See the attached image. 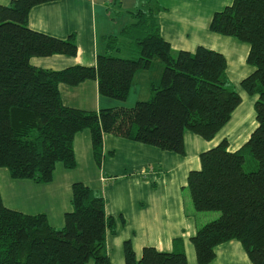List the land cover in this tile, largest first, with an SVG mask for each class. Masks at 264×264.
Listing matches in <instances>:
<instances>
[{
    "label": "trees",
    "instance_id": "trees-1",
    "mask_svg": "<svg viewBox=\"0 0 264 264\" xmlns=\"http://www.w3.org/2000/svg\"><path fill=\"white\" fill-rule=\"evenodd\" d=\"M54 0H10L0 5V167L13 179L37 183L53 178L57 163L76 166L74 136L88 129L94 160L101 163L103 135L185 154L184 132L211 140L230 120L241 96L226 75V58L199 45L174 52L160 31L162 7L130 11L131 21L117 34L102 37L104 51L94 65L75 64L58 70L37 67L32 57L74 56V33L59 38L28 26L32 7ZM209 30L249 45L246 62L252 71L240 81L255 96L256 125L248 139L230 150L227 139L199 154L200 165L189 170L187 187L194 211H217L190 237L198 264L215 257L217 245L238 241L252 264H264V0H232L215 11ZM163 63L150 96L132 106L87 110L65 105L59 85L97 81L102 96L124 101L134 74L154 60ZM257 169L246 171L247 155ZM72 209L61 227L45 213H24L7 207L0 194V264H114L105 249V198L81 181L71 187ZM177 248V247H176ZM124 264H188L183 248L145 246L139 258L127 241Z\"/></svg>",
    "mask_w": 264,
    "mask_h": 264
},
{
    "label": "crops",
    "instance_id": "crops-1",
    "mask_svg": "<svg viewBox=\"0 0 264 264\" xmlns=\"http://www.w3.org/2000/svg\"><path fill=\"white\" fill-rule=\"evenodd\" d=\"M9 1L0 0V5ZM231 2V0H54L30 9L28 15L30 28L59 38H66L74 33L77 44L74 56L54 54L32 57L30 62L37 67L58 70L75 64L94 65L97 54L104 51L102 37L117 34L126 23L130 22V11L148 9L156 5L162 7L157 13L161 34L170 43L174 52L194 51L197 46L203 45L221 52L226 58V75L238 90L241 102L233 111L230 120L214 138L207 141L190 131H185V154L177 156L174 152L104 134V156L100 165L104 172H117L120 178L128 176V179L143 176L145 174L141 172L131 173L129 170H134L136 162L143 160L141 154L147 153L159 155L170 162L169 165L162 162L161 168L169 166L168 168L178 169L180 166L185 179L189 170L199 167V154L202 151L216 145L223 138L227 139L230 150H236L248 139L256 125L254 112L256 97L242 90L240 81L252 71L246 62L249 45L247 43L244 45V42H239L233 37L212 32L208 27L212 14ZM122 14L129 15L123 17ZM157 65L153 74H148V69L139 70L134 74L126 103L100 95L97 81L93 79L85 80L75 86L60 84L59 91L62 101L68 106L98 110L103 107L130 106L127 104L131 102V99L146 100L150 96L151 83L158 82L161 76L163 66L160 62ZM73 147L76 158L75 168L67 169L63 164L57 163L53 178L49 182L37 183L28 178L13 179L8 169L3 167L7 169L3 170L0 177V194L3 203L7 207L24 213H45L52 226L61 227L65 213L72 209L71 187L74 182L86 183L96 189L95 191L99 194L105 195L98 184L92 183L93 178L97 181V168L92 170L95 162L88 129L74 136ZM161 177L162 175L159 174L154 183L150 184L146 182V176V179L139 183L138 195L141 200L139 202L143 204V210H138L135 217V223L139 228L136 230L139 239L133 246L135 255L139 258L145 246H153L166 251L182 247L186 253L187 263L198 264L190 237L199 225L210 219H196L197 212L194 211L190 200L178 193L181 181H164ZM137 207L140 209L139 206ZM149 214L155 217L159 214L166 222L174 223L165 229L156 226L145 229L141 218ZM181 214L186 218L192 217L195 224L197 223L196 227L191 228L192 233L188 232L185 239H181L185 233L183 229L185 220L183 217L179 219ZM177 225H179L180 232L177 230ZM222 245H226V248ZM240 247H242L241 244L236 240L217 245L215 257L209 263L223 264L226 256L229 258V264H238ZM111 261L114 264H122L116 263L120 262L117 260L116 262Z\"/></svg>",
    "mask_w": 264,
    "mask_h": 264
},
{
    "label": "rangeland",
    "instance_id": "rangeland-1",
    "mask_svg": "<svg viewBox=\"0 0 264 264\" xmlns=\"http://www.w3.org/2000/svg\"><path fill=\"white\" fill-rule=\"evenodd\" d=\"M129 14H122V16L125 17V16H128ZM117 32L118 31H116V33ZM244 45H246V43ZM158 62H160V64H162L163 66V63L160 60L158 59L154 60L153 66L151 64L152 67L150 66L148 68L149 70L148 74L154 73V70L157 69L156 66H158L157 65ZM248 66L250 67V70H252V67L249 64ZM127 97L124 100L125 101L124 103H126V100H128ZM112 99L117 100L114 98ZM135 102H136V99L135 100L131 99V102L128 103L127 105L132 106L135 104ZM176 155L183 156L177 153ZM141 156H143L142 157L143 160H138L135 164L136 166L134 170H129V171H131V173H138V174L141 172L142 174H145V175L143 176L140 175L138 177L135 176L136 178H133V179H128V176L126 178H120L117 172H104L103 169L100 168L101 163H98L95 160H94L95 166L94 165L92 166V170L94 168H97L96 169L97 170L96 172L97 181L95 178H93L94 182L92 183H94V185L98 184L100 186V189H102V191L105 193V195L102 194V196H104L105 198V210H106V213L109 216H111L113 219L114 233H111L110 231H108V234L106 235L107 238L105 241V249L109 255L110 260H113L115 262L116 260L120 261L116 263L123 264V262H125V253H124L125 243L129 241L130 245L133 247L135 242L139 239V234L136 233V230H138L139 228L137 227L135 223V217L137 216L138 210H143V204L139 202L141 200L139 199L138 192L140 188L139 183L143 182L146 179V176H147L146 182L150 184L154 183V181L156 180L159 174L162 175L161 180H164V181H172V180L179 181V182L181 181L178 186V193L183 198H188L191 202V199L189 197V190L187 187V176L184 179L185 174L182 172L181 170L182 168L180 166L178 167V169L168 168L169 166H167V168H161L162 162L165 163L166 165H169L170 162H168L167 159L159 155H156V154H147V153L143 154L142 153ZM1 168L2 169H0V177L2 175L3 170H7V169H3V167ZM243 168L246 171H252V170L257 169V161L254 159L252 155L248 154L246 156ZM100 176H102L101 179H100ZM88 186L92 188V186L90 185ZM137 206H139L140 209H138ZM196 214H197V217H196L197 220L198 218L211 219L217 215V211H214V210L197 211ZM181 217H183L185 220V224L183 226L185 233H184L183 238L181 239H185V237L187 238V233L190 232L191 234L192 233L191 228L193 226L196 227L197 223L195 224V221L192 217L186 218L183 214L179 215V219ZM141 223L145 229H148L151 226H156L160 229H165V228L170 227L171 224L174 222H166L159 214H157L156 217L154 215L149 214L147 217L141 218ZM177 230L179 231V225H177ZM225 244H228V243H225ZM222 246L226 248V245H222ZM240 248L241 249H240V254L238 258L239 260L238 264H252L245 250L243 249V247H240ZM228 260L229 258L225 256L223 260V264H229ZM88 262L91 264H95L93 263L94 261L91 259L86 261L84 264H89ZM208 264H212V263H208Z\"/></svg>",
    "mask_w": 264,
    "mask_h": 264
}]
</instances>
